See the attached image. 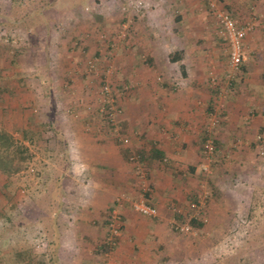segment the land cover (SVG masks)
Here are the masks:
<instances>
[{
  "label": "rangeland",
  "instance_id": "374dc122",
  "mask_svg": "<svg viewBox=\"0 0 264 264\" xmlns=\"http://www.w3.org/2000/svg\"><path fill=\"white\" fill-rule=\"evenodd\" d=\"M247 1L239 14L228 0H214L251 27L244 40L246 60L235 71L211 0H191V6L180 0H0V130L13 136L26 158L20 171H0V264H49L44 252L48 238H55L50 228L58 223L82 238L83 264H123L121 247L126 256L134 248L140 257L143 243L152 264H164L170 251L164 240L175 241L170 252L181 258L178 264H189L188 257L194 264H264V143L259 140L264 109L256 103L257 93L264 95V9L259 0ZM180 15L184 21L174 25ZM163 16L165 23L158 21ZM177 49L187 50L183 62L202 72L197 102L204 123L196 162L170 168L178 180L172 184L177 198L160 204L165 197L154 185L160 166H138L129 159L158 144L159 135L133 127L130 104L139 88L146 84L147 89L144 80L154 83L153 98L163 95L159 90L185 87L179 65L180 79L172 81L169 54ZM167 75L174 86L167 87ZM211 115L219 119L214 126ZM209 136L215 151L205 170ZM120 137L129 143H120ZM100 145L126 154L123 172L132 175L127 186L112 183L95 191L99 170L90 161ZM68 186L82 197L59 196ZM119 196L125 197L121 229L116 249L106 254L110 210ZM200 198L199 211L190 210ZM139 199L158 214L136 211L131 203ZM177 213L184 230L173 223ZM190 214L198 215L202 227L191 224ZM128 222L137 227L127 230ZM145 232L149 240L141 242Z\"/></svg>",
  "mask_w": 264,
  "mask_h": 264
},
{
  "label": "crops",
  "instance_id": "0c3cea01",
  "mask_svg": "<svg viewBox=\"0 0 264 264\" xmlns=\"http://www.w3.org/2000/svg\"><path fill=\"white\" fill-rule=\"evenodd\" d=\"M167 1L168 4H170L169 0ZM190 1L191 0H180L183 5L191 6L192 2ZM242 1L243 0H228L229 3L234 5V8L237 10L236 12H238L239 14L245 11L244 6L247 5L248 2L247 0H245L247 2ZM159 4L161 6L168 5L167 2H164L162 4L159 2ZM259 8L260 10L264 9V0H259ZM158 21L165 23L167 21V18L164 17L162 19V17H160ZM170 21L171 20H169V22ZM180 21H184V18L182 19L181 15L177 18L176 21L172 23L176 25ZM164 38L165 37H163L162 39ZM158 40L160 43V39H157V42L153 39L152 43L155 45L158 43ZM191 43L194 44L195 41H191ZM193 49L196 50L195 48H190L189 53L194 54ZM178 52H180L181 57L179 61L171 62V60H169L171 62V64L169 65H172L171 68L173 69V71H175V79H172V81L180 79V77H176V70H178V67L176 65H179L180 69L177 72L181 73L183 79L185 80L184 83L187 82V84H185V87H181L182 89H180L178 92H176V90L178 89H176V86L173 87V89H175V92L159 90L158 87H156L163 95L160 98H153L151 88L154 86V83H152L151 79H148V81L144 80V83H147V89H144L146 88V84L142 88H139V90H137V92L133 94V102H131L132 104H130L132 109L131 115L135 120V122L133 121V127L139 128V130H141V133L147 132V134L149 135L158 134L159 143H156V146L159 150L162 151L163 156L169 159L166 165H160L158 161H152L149 165H157L155 167L160 166V171H157L158 173L155 175L156 179H154V185H156L155 187L157 190L156 194L160 195L158 193L161 191L163 193V196L165 197L164 201H161L159 198L157 202L160 204L165 203L168 199H171L168 198L169 196L176 197L172 192V189L175 187L172 186V184L175 181L177 183L178 180H175L173 170H170V168H174L176 167V165H179L180 161L190 165H193L196 162L197 157L195 156V151L199 147V137L203 132L204 115L203 112H201V108H199L197 102V100L200 98L199 95L202 93L200 89L201 87H203L202 72L197 71L194 66H191L190 68V66H187L186 63L183 62L185 60L184 56L187 54V50L177 49L170 53L169 56L171 54H177ZM197 52H199V50ZM171 68L169 69L170 71H172ZM164 69V72H168L167 67L165 68L164 66ZM166 77L167 78H165V80L166 84H168L167 87L174 86L175 84L174 82L171 83L170 76L167 75ZM164 94H166L168 97H165ZM257 94L259 95V100L256 103L260 107H263L262 109H264V95L261 94V92ZM186 125H188L189 128L185 129L184 126ZM162 129H164L165 131H163ZM170 135H173L177 139L170 138ZM177 136H179V138ZM171 139L174 140V142H172ZM106 146L107 145H100L94 147L93 150L96 151V154L93 155L94 158L90 161L93 164L92 167L99 170L97 173L95 172L93 176V179L97 181V184L99 185L95 190L97 192L104 191L107 187L111 188L112 183H118L117 185L119 186H127L129 182H125L128 180V176L132 177L130 173L127 174L123 172L125 171L123 166L125 162L123 160L125 159L127 162L126 154H124V156H119L117 151L112 150V147ZM77 148L81 149L82 147L77 146ZM169 174L172 176L173 180L171 179ZM107 182H109L110 185ZM66 189L67 190H63V187L59 189L61 192H59V196L63 195V199L71 196L77 198L82 197V193L79 194L78 190H69V186L68 188L66 187ZM167 213L169 214V212ZM131 223L133 224V226H130L132 225ZM137 224L138 223L128 222L126 229H133L137 227ZM140 227L143 229V227H145V224L144 226L143 224L140 225ZM50 229L55 231V238L51 236L47 240V249L46 252H44V257L48 258V263L52 264L51 255L54 252L56 264H79V262H81L80 264H83L84 261H82V257L79 256L81 254V250H79L78 246L82 238L78 237V235L67 234V226L62 223H58V225L55 224ZM148 230L149 229H147V231ZM49 232L50 231L48 230V228H46V233L50 235ZM149 236V232H145L144 238L141 237V242L146 240L148 241ZM150 242L147 245H150ZM163 243L166 249L170 251L173 247H175V241L164 240ZM145 246L146 245H144L143 243V249L141 250L143 252V255H141L140 257L136 254L137 250H134V248L133 250L127 252L130 256H126L125 249L121 247L120 253L122 254V256L120 258L123 260L122 263L132 264L134 262L133 264H135L137 262L136 264H152V259L148 255L145 256L146 252L149 254V250L145 249ZM170 251L166 254L167 256L165 257V259L167 261L165 260L164 264H178V262L180 263L181 258L172 254ZM191 255L192 254H190V256ZM128 257H134V259H129ZM187 261L189 262V264L195 263L192 262L189 257Z\"/></svg>",
  "mask_w": 264,
  "mask_h": 264
},
{
  "label": "built area",
  "instance_id": "2783aa9c",
  "mask_svg": "<svg viewBox=\"0 0 264 264\" xmlns=\"http://www.w3.org/2000/svg\"><path fill=\"white\" fill-rule=\"evenodd\" d=\"M211 9L213 10V14L216 17L219 26L221 28V34L223 38L227 41L229 46V67L231 70H239L241 65L246 60L245 53H244V40L247 36L248 31L251 29L249 26H243L238 23L237 19L233 16L231 12H229L225 8H217L216 4L214 3V0H211L210 2ZM227 79H231V75H228ZM213 81L214 78H213ZM211 126L216 125L219 122V119L217 115H211ZM259 140L261 143H264L263 136H259ZM120 143L127 145L129 143L128 137H120L119 138ZM215 151V141L214 139L209 136L205 140V157L207 164L204 166V169L207 170L208 168V162H211V157L213 156V153ZM262 153H264L262 151ZM130 161L133 164H136L140 166V156L139 154L133 152V154L130 156ZM140 177L143 179L142 185L144 191H147L149 189V186L146 184V176L143 172H141ZM201 197V196H199ZM125 200L124 196H119L116 198L115 206L112 207L110 210V217H109V234L106 238V244H107V250L106 254L112 253L117 246V237L120 233L121 229V221H120V214H119V208L122 205V202ZM133 208L138 211L139 213L145 215V216H156L158 214L157 208L151 204H149L146 199H139L132 201ZM203 204V201L201 198L199 200H196V202H192L189 205L190 210H198L201 208ZM177 212H181L178 210ZM198 215L190 214V220L197 219ZM173 223H175L176 229L184 230L185 224H180L177 222L176 218L173 219Z\"/></svg>",
  "mask_w": 264,
  "mask_h": 264
},
{
  "label": "trees",
  "instance_id": "16d2710c",
  "mask_svg": "<svg viewBox=\"0 0 264 264\" xmlns=\"http://www.w3.org/2000/svg\"><path fill=\"white\" fill-rule=\"evenodd\" d=\"M180 59V52L173 55L171 54L169 56V60H171V62H177ZM126 151L129 152V149ZM136 152L140 156V164L142 163L145 166L146 164L150 165L152 161H158L160 165L167 164L166 158L163 156L162 151L157 148L156 144H151V146L148 148L138 149ZM19 153L21 155H19ZM23 154L24 151L20 146L17 145L13 136L6 131L0 130V171L6 174L20 171L26 159L24 156H22ZM182 217L183 216L181 214L177 213V222L182 223ZM191 224L195 227H202L203 225L202 222H199L195 219H192ZM103 248L104 250L107 249V244L105 242ZM51 260L52 264H56L54 252L51 255Z\"/></svg>",
  "mask_w": 264,
  "mask_h": 264
}]
</instances>
